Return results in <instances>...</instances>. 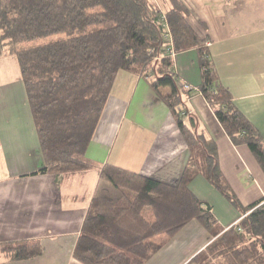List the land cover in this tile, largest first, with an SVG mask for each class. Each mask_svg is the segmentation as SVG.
I'll use <instances>...</instances> for the list:
<instances>
[{"label": "trees", "instance_id": "16d2710c", "mask_svg": "<svg viewBox=\"0 0 264 264\" xmlns=\"http://www.w3.org/2000/svg\"><path fill=\"white\" fill-rule=\"evenodd\" d=\"M161 1L163 10L152 0H0V56L15 54L19 61L43 152L44 165L33 175L97 168L110 184L113 191L100 190L91 201L75 246L84 264H145L196 219L214 240L186 264H264V198L242 204L222 173L216 141L186 122L182 105L202 94L232 142L252 150L263 169L264 138L220 84L188 0ZM163 11L176 53L199 52V87L181 86L175 60L164 53ZM122 70L147 77L171 109L191 153L177 182L86 157ZM198 174L241 212L239 221L221 227L212 205L191 189ZM1 250L18 261L41 256L44 248L18 241Z\"/></svg>", "mask_w": 264, "mask_h": 264}, {"label": "crops", "instance_id": "0c3cea01", "mask_svg": "<svg viewBox=\"0 0 264 264\" xmlns=\"http://www.w3.org/2000/svg\"><path fill=\"white\" fill-rule=\"evenodd\" d=\"M220 1L188 0L192 8L190 20L208 37L220 84L228 88L234 104L264 138V2L239 0L240 12L234 13L241 16L240 26L227 11L220 10ZM199 20L204 22L203 28ZM175 64L180 82L201 86L197 50L180 52ZM116 77L86 157L99 165L111 163L177 182L191 153L169 105L157 96L147 77L125 70ZM182 106L186 111L184 119L191 120L192 128L207 140L216 141L222 173L242 204L262 200L264 169L252 150L232 142L202 94L191 95ZM43 165L19 61L15 54L1 55L0 264H84L75 257V246L87 211L100 190H113L100 179V169L33 175ZM190 186L213 208L218 203L226 209L227 224L223 226L219 220L222 228L240 220L241 213L204 174H198ZM180 235L185 241L177 240ZM212 240L210 232L193 220L145 264H186ZM18 241L39 242L44 251L30 260L5 258L2 245Z\"/></svg>", "mask_w": 264, "mask_h": 264}, {"label": "rangeland", "instance_id": "374dc122", "mask_svg": "<svg viewBox=\"0 0 264 264\" xmlns=\"http://www.w3.org/2000/svg\"><path fill=\"white\" fill-rule=\"evenodd\" d=\"M199 1V0H198ZM217 1H220V0H217ZM263 2H264V0H263ZM158 4H159V6L161 7V8H163V5H162V1L161 0H159L158 1ZM226 4L228 5V4H230L231 6L230 7H228L227 8V6H226ZM217 5L220 7V10H223V11H227V13H228V15L230 14V17H231V19L232 20H234L235 19V21H238V23L240 24V26H241V16L239 17V16H237V14H235L234 12L236 11V13H237V11H239L240 12V5H239V0H221L220 1V3H217ZM238 6V7H237ZM263 8H264V6H263ZM163 9H165V8H163ZM228 9V10H227ZM220 10H218V11H220ZM43 42V40L40 42V43H42ZM167 89H169V90H171V87L170 86H168V87H164L163 88V91L165 92ZM185 120H186V122L188 123V124H190L191 125V120L187 117V118H185ZM219 191V190H218ZM220 192V191H219ZM221 193V192H220ZM222 194V193H221ZM223 195V194H222ZM226 199H227V197H226ZM228 200V199H227ZM231 203V202H230ZM214 205V213H215V216H216V218L217 219H219L220 220V223L224 226V225H226L227 224V219L225 218V216H227V212H226V209L224 208L223 209V207L220 205V204H218V203H214L213 204ZM237 210V209H236ZM238 211V210H237ZM239 212V211H238ZM241 212H239V214H240ZM197 232L195 233V234H193V236H194V238H196L197 237ZM181 238V235H180V237H178V239L177 240H179ZM170 240H172V238L170 239ZM169 240V241H170ZM168 241V242H169ZM183 241H185L184 239L182 240V239H180V242H183ZM168 242H166V244H168ZM187 243V242H186ZM180 244H182V243H180Z\"/></svg>", "mask_w": 264, "mask_h": 264}, {"label": "built area", "instance_id": "2783aa9c", "mask_svg": "<svg viewBox=\"0 0 264 264\" xmlns=\"http://www.w3.org/2000/svg\"><path fill=\"white\" fill-rule=\"evenodd\" d=\"M152 1H154L158 5V7L161 8L159 6V4H158L159 0H152ZM161 9L163 10V8H161ZM161 20H162L163 27H164V29L166 31L165 35H164V41L166 42L165 52L164 53H168L175 60L177 55H178V53H176V51H175V44H174V41H173L172 32L170 30L169 21L167 19L165 11H163V13L161 15ZM208 46H209V44H208ZM159 58L160 57H158V59ZM175 72H176V69H175ZM176 74H177V72H176ZM180 85L183 86L187 90H190L192 88L191 85L189 86L186 83H182L181 82ZM182 114L185 115L186 111H183Z\"/></svg>", "mask_w": 264, "mask_h": 264}]
</instances>
